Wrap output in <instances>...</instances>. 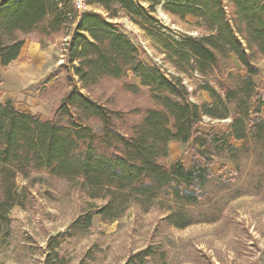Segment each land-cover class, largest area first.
I'll return each instance as SVG.
<instances>
[{
    "label": "trees",
    "instance_id": "trees-1",
    "mask_svg": "<svg viewBox=\"0 0 264 264\" xmlns=\"http://www.w3.org/2000/svg\"><path fill=\"white\" fill-rule=\"evenodd\" d=\"M143 1L149 10L134 0H86V5L106 12L117 5L147 23L149 12L163 2L166 13L199 18L206 31L200 37L184 36L182 42L156 37L180 63L194 67L203 77L213 76L223 96L205 83L202 89L211 102H190L179 78H168L156 65L143 62L127 36L101 14L78 12L72 0H0L1 66L18 57L26 35L50 37L60 30H71L66 48L78 61L71 69L80 88L89 90L101 78L122 79L130 72L148 89L156 105L122 133L113 122L118 112L81 93L76 83L50 118L17 110L9 102L0 103V219L15 203L17 177L46 170L52 176L78 178L107 199L103 207L74 221L72 230L89 227L92 215L115 219L118 215L112 213L130 201L143 204L170 195L182 209L172 211L167 219L183 228L192 223L184 219L191 217L184 206L200 207L207 197L202 183L215 177L211 166L216 160L226 156L237 159L248 144L255 148L264 143V119L259 116L264 102L253 82L259 74L255 60L264 56V0ZM231 55L245 71L235 87L223 77L232 68ZM67 79L73 81L70 76ZM228 105L234 107L230 137L242 142L239 147L213 131H196L205 116L229 118ZM91 123L100 125L101 132L97 133ZM170 141L191 143L193 156L187 168L180 163L166 165ZM224 189L226 186H220L217 191ZM62 235L48 243L50 253L56 254L58 243L54 241Z\"/></svg>",
    "mask_w": 264,
    "mask_h": 264
},
{
    "label": "rangeland",
    "instance_id": "rangeland-1",
    "mask_svg": "<svg viewBox=\"0 0 264 264\" xmlns=\"http://www.w3.org/2000/svg\"><path fill=\"white\" fill-rule=\"evenodd\" d=\"M134 2L149 10L147 2ZM87 11L101 14L114 29L127 36L139 49L143 62L156 65L168 78H179L189 92L190 102H211L202 89L205 83L223 96L213 76L203 77L194 67L180 63L156 37L178 42L184 36L200 37L206 33L200 19L166 13L163 2L149 12L147 23L134 19L117 5L106 12L98 6L86 5L85 0L82 12ZM70 35L71 30H60L50 37L38 33L24 37L19 57L0 69L1 75L15 72L29 79L14 87L18 104L32 110L42 104L46 111L49 109L48 114H36L52 117L77 82L71 66L78 61L71 58L66 48ZM32 42L42 49L35 55H31ZM34 60L40 63L36 68L31 64ZM23 63L30 66L23 70ZM230 64L229 75L225 73L223 77L235 87L245 71L234 55ZM255 64L259 74L253 82L264 102V56L256 58ZM47 71L51 73L45 75ZM76 86L81 93L118 112L113 122L122 133L139 122L147 109L156 107L148 89L140 86L139 79L130 72L122 79L101 78L89 90L80 88L78 83ZM228 110L229 118L225 120L203 117L196 131H213L239 147L242 142L230 137L234 107L228 105ZM259 116L264 119V106L260 107ZM91 125L97 133L101 132L100 125ZM192 156L190 142L170 141L165 163L170 167L180 163L187 168ZM211 169L215 177L203 181L202 193L207 197L200 207L184 206L183 210L191 215L184 219L192 223L183 228L167 219L172 211L182 209L170 195L143 204L130 201L112 213L118 215L115 219L92 215L89 227L72 230L74 221L107 203L104 194L83 185L78 178L56 177L46 170L32 171L25 178L19 176L15 203L0 219V264H46L48 258V264H264V143L255 148L248 144L240 157L220 158ZM220 186L226 189L217 191ZM60 234L63 235L54 241L58 243L56 254L50 253L48 243Z\"/></svg>",
    "mask_w": 264,
    "mask_h": 264
},
{
    "label": "crops",
    "instance_id": "crops-1",
    "mask_svg": "<svg viewBox=\"0 0 264 264\" xmlns=\"http://www.w3.org/2000/svg\"><path fill=\"white\" fill-rule=\"evenodd\" d=\"M187 16L188 17H192L196 21H200L199 18H196L194 16H191V15H187ZM187 16H184V17H187ZM31 45H32L31 46V49H32V54L31 55H35V54H37L39 52V50L40 51L42 50L40 48V46L37 43H35V42H32ZM35 61L36 60H34L31 63L34 66V68H36V66H39L38 64H40L39 61L38 62H35ZM28 66H30V65H28L27 63H23V68H25L23 70H26V68ZM3 67L4 66H1L0 65V69L3 68ZM14 73L15 72H10L9 75H6V74L5 75H1V73H0V103L1 104H4L6 102H9L17 110H20V111H29V112H31L33 114L43 113V114L47 115L48 112H49V109H48V111H46L47 109H45L42 106V104L41 105L40 104L39 105H36V110H32V109L28 108L26 105L18 104L15 101L14 97H16V95H18V94H15L16 92H14V87L16 85H18V84L20 85V83L23 84V82H26L29 79L26 76H24V77L21 78L20 75H16ZM50 73H51L50 71H47L45 75H49ZM53 78H56V77H53ZM25 94H26L25 96H28L27 91H25ZM42 107H43L44 110L42 109Z\"/></svg>",
    "mask_w": 264,
    "mask_h": 264
},
{
    "label": "built area",
    "instance_id": "built-area-1",
    "mask_svg": "<svg viewBox=\"0 0 264 264\" xmlns=\"http://www.w3.org/2000/svg\"><path fill=\"white\" fill-rule=\"evenodd\" d=\"M78 11L82 12L85 8V0H73Z\"/></svg>",
    "mask_w": 264,
    "mask_h": 264
},
{
    "label": "bare ground",
    "instance_id": "bare-ground-1",
    "mask_svg": "<svg viewBox=\"0 0 264 264\" xmlns=\"http://www.w3.org/2000/svg\"><path fill=\"white\" fill-rule=\"evenodd\" d=\"M159 14L162 16V18L166 19L165 15L161 11H159Z\"/></svg>",
    "mask_w": 264,
    "mask_h": 264
},
{
    "label": "water",
    "instance_id": "water-1",
    "mask_svg": "<svg viewBox=\"0 0 264 264\" xmlns=\"http://www.w3.org/2000/svg\"><path fill=\"white\" fill-rule=\"evenodd\" d=\"M162 6V5H161Z\"/></svg>",
    "mask_w": 264,
    "mask_h": 264
}]
</instances>
